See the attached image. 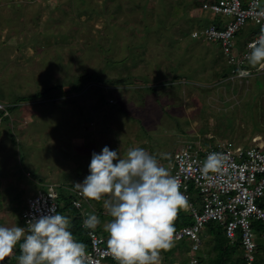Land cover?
Segmentation results:
<instances>
[{"label":"rangeland","instance_id":"1","mask_svg":"<svg viewBox=\"0 0 264 264\" xmlns=\"http://www.w3.org/2000/svg\"><path fill=\"white\" fill-rule=\"evenodd\" d=\"M192 1L0 0V108L10 115L0 111V226L26 227V199L51 185L67 194L104 146L122 156L142 147L172 174L187 143H264V73L225 77L220 45L191 37ZM244 29L238 37L248 40ZM87 73L110 83L86 80L75 92ZM95 208L103 225L102 201ZM211 257L222 263L224 251Z\"/></svg>","mask_w":264,"mask_h":264},{"label":"clouds","instance_id":"2","mask_svg":"<svg viewBox=\"0 0 264 264\" xmlns=\"http://www.w3.org/2000/svg\"><path fill=\"white\" fill-rule=\"evenodd\" d=\"M245 59L250 67H264V27L248 45ZM225 162L224 154L211 152L201 170L220 173ZM73 186L83 198L102 201L110 218L103 224L107 248L116 264H161V253L173 247L174 221L188 201L157 155L136 146L122 156L104 146L92 153L89 175ZM100 224L94 211L83 220L89 230ZM70 229L71 218L54 207L32 216L26 227L0 226V261L8 257L15 262L10 257L18 248V264H85L86 245Z\"/></svg>","mask_w":264,"mask_h":264},{"label":"built area","instance_id":"3","mask_svg":"<svg viewBox=\"0 0 264 264\" xmlns=\"http://www.w3.org/2000/svg\"><path fill=\"white\" fill-rule=\"evenodd\" d=\"M202 9L226 20L222 24L213 22L195 29L192 38L220 45L227 63L232 67V80H245L254 76L245 54L248 52V45L258 37L260 29L264 27L262 0H208L203 3ZM249 23L259 31L246 43L243 53L237 54V34ZM257 72L263 74L264 67H260ZM253 141L259 142L256 138ZM211 152L224 154L226 162L220 173L204 174L201 165ZM170 169L180 182V190L187 198V209L193 218V224L175 228L173 237L174 242H190L185 251L189 263L200 264L197 253L202 248L201 235L207 223L215 221L224 227L226 236L231 241L239 236L245 264H257L258 243L253 223L261 222L264 225V143L244 146L233 141H221L210 149L187 143L175 152ZM193 191L201 206L193 201ZM75 192V206L87 214L83 211L85 198L76 190ZM53 207L60 212L59 194L55 186L51 185L48 190L39 191L26 199L21 218L27 226V221L32 216L47 214ZM89 237L90 245L86 249L85 264H103L107 259L115 261L103 236L90 231ZM262 237L264 238V233ZM0 264H18V261L10 262L6 257Z\"/></svg>","mask_w":264,"mask_h":264},{"label":"trees","instance_id":"4","mask_svg":"<svg viewBox=\"0 0 264 264\" xmlns=\"http://www.w3.org/2000/svg\"><path fill=\"white\" fill-rule=\"evenodd\" d=\"M218 23V22H215ZM220 24V23H219ZM199 29V28H197ZM192 36V33H191ZM232 70V69H231ZM231 72L229 70L228 74H224L225 77L230 76ZM91 81V80H95L98 83H105V84H109L110 82L108 80H104L102 78L99 77L98 74H92V73H87L82 75L79 79H78V84L75 87V92H82L84 90V85L83 82L84 81ZM139 82V81H138ZM52 89H56V88H49L45 91L44 95H47ZM44 95L41 94H37L34 95L33 98H37V97H43ZM31 98H26V99H33ZM22 101H24L25 99H21ZM112 102V100H110ZM1 105V103H0ZM16 105H11L10 107L13 109L15 108ZM7 108L5 107L4 109L0 108V111L4 112V117L5 119H8L10 117L9 115V111L7 110L5 112ZM73 188V186L71 184L67 185L64 187V192L67 194H59V202H60V213L64 214L68 217L71 218V231L73 232V235L77 238L78 241L84 243L86 245V249H89V245H90V237H89V233L90 231H97V229L95 230H89L83 227V220L86 218V214L82 212V209H78L75 204L74 201L77 199L76 197V192L75 189L73 190V192L66 188ZM188 212H185L184 210H180L178 212V215L174 221V227L175 228H183L186 226H189L191 224H193V218L191 216V213L189 215H187ZM23 221V220H22ZM253 229L254 231L257 233V243H258V251L256 254V263L257 264H264V258L259 256V252H261L264 249L263 246V241L264 238L262 237V234L264 233V225L261 222H254L253 223ZM97 233V232H96ZM202 248L200 251H198L197 253V258L199 259L200 264H202L204 262V260L208 259L211 260V252H214L215 249H219L222 251H224V257H223V262H219V264H245L243 258H242V249H241V241H236L237 239H240L239 236L237 237V239L231 241L227 236H226V232L224 227L215 222V221H211L209 223H207L202 235ZM209 241V246L208 247H204L203 248V244L204 243H208ZM176 243L175 245H173V247L166 251L164 253V255H166L164 261L166 263V261H169L168 263L171 264L172 262H176L179 260V256H177V252H180L179 249L181 247L182 244H187L189 243L188 241L184 240V241H180V242H174ZM212 243V244H211ZM216 246V247H214ZM189 248V246L187 247ZM186 248V249H187ZM210 248V249H209ZM185 250L182 251V256H183V261L184 264H188V260L185 256ZM205 253V256L203 255ZM19 249L17 248L13 255L10 257V259L14 260V261H18L17 257L19 256ZM208 257V258H206ZM205 258V259H204ZM116 262V261H113ZM175 264H178L177 262Z\"/></svg>","mask_w":264,"mask_h":264},{"label":"crops","instance_id":"5","mask_svg":"<svg viewBox=\"0 0 264 264\" xmlns=\"http://www.w3.org/2000/svg\"><path fill=\"white\" fill-rule=\"evenodd\" d=\"M205 1H208V0H193L192 2H193V5H195L192 9H193V12H194V14H192V16H191V20L194 22V27H193V29H192V32L195 30V29H197V28H203V27H205V26H208L209 24H211V23H213V22H218V23H220V24H222V22L224 21V20H226L224 17H222V16H215V15H213L212 13H210V12H208V11H205V10H203L202 9V5H203V3L205 2ZM264 1V0H263ZM244 29V28H243ZM243 29L240 31V32H242L243 31ZM244 31L247 33V34H249V38H248V40H246L245 38L244 39H242V38H239L238 37V35H239V33L237 34V37H236V53L237 54H241V53H243V51L245 50V48H246V43L249 41V40H251V38H253V36L255 35V34H257L258 33V31H259V29L257 28V27H255V26H253L251 23H249V25H247L246 27H245V29H244ZM192 37V36H191ZM239 38V39H238ZM194 39V38H193ZM238 39V40H237ZM197 40V39H196ZM199 41V43L201 44V45H204V44H209V43H204V42H202V41H200V40H198ZM227 65H228V67H229V70H230V72H231V69H232V67L227 63ZM249 66V65H248ZM260 67L258 66V67H250L249 66V69L251 70V71H253V73L254 74H257V71H258V69H259ZM264 73V72H263ZM216 75H219V72H217V74ZM230 76H231V74H230ZM230 76H229V78L228 79H231L230 78ZM253 77V76H252ZM131 129H129L128 131H130ZM130 132H132V130L130 131ZM72 189H75V188H72ZM96 204H98V202H94V201H91V200H87V199H85V201H84V205H83V207H84V210H86V213H91V212H95L99 217H100V220H102L103 218H104V216H103V212L104 211H101V212H99V208L97 209V208H95V205ZM85 205L88 207V208H86L85 207ZM101 209V208H100ZM186 209H187V207H186ZM181 210H183V209H181ZM188 210V209H187ZM185 211V210H184ZM189 211V210H188ZM97 233L98 234H100L101 236H103L105 239H106V241H107V233L104 231V228H103V225H99L97 228ZM190 243V242H189ZM189 243H187V244H189ZM176 243H173V245H175ZM186 245V244H185ZM186 249V248H185ZM164 253L165 252H162L161 253V259H165V257H166V255H164ZM182 251H180V252H177L176 254H177V256H179V259H182V263L184 264V261H183V256H182ZM214 257H212L211 258V260H207L208 262H209V264H216V263H214L215 262V260L213 259ZM169 262V261H168ZM188 263H189V261H188ZM190 264V263H189ZM203 264V263H202Z\"/></svg>","mask_w":264,"mask_h":264}]
</instances>
